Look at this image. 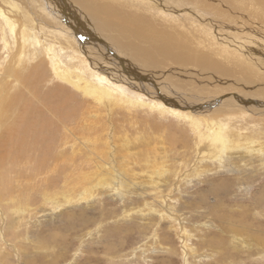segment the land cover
I'll list each match as a JSON object with an SVG mask.
<instances>
[{"label": "rangeland", "instance_id": "374dc122", "mask_svg": "<svg viewBox=\"0 0 264 264\" xmlns=\"http://www.w3.org/2000/svg\"><path fill=\"white\" fill-rule=\"evenodd\" d=\"M15 1L31 6L38 20L52 14L70 21L62 14L66 7L97 38L90 44H108L139 71L144 86L188 103L204 95L219 123L228 120L241 130L240 142L264 132V0H23L37 9L45 2L42 11ZM148 21L154 27L129 48L121 28ZM157 29L166 30L158 37L160 51ZM193 40L213 43L222 56L241 55L242 62L230 61L231 67L222 56L217 62V54L216 64L197 66L166 58L191 51ZM39 47L26 46L7 61L0 43V264H264V161L258 155L240 148L219 159V167L209 151L225 148L213 145L210 130L197 133L187 119L140 106L142 97L153 99L120 82L112 86L131 102L105 95L97 102L66 77L56 79ZM63 54L78 65L71 49ZM137 54L169 64L160 67ZM209 87L216 92L204 94ZM238 93L252 104L260 100L248 103L256 107L252 115L232 116ZM95 108L97 117L82 119ZM204 145L208 149L198 154ZM106 172L108 182L101 178Z\"/></svg>", "mask_w": 264, "mask_h": 264}, {"label": "bare ground", "instance_id": "6f19581e", "mask_svg": "<svg viewBox=\"0 0 264 264\" xmlns=\"http://www.w3.org/2000/svg\"><path fill=\"white\" fill-rule=\"evenodd\" d=\"M20 1H23V0H20ZM28 1H31V0H28ZM32 1L36 2L37 0H32ZM240 1L242 2V0H240ZM16 2L17 1L13 2V0H10V1H5V0L3 1L2 0L0 2V43H2V51L6 50L5 59L7 61H12V59L14 57H16L18 55L20 56V54H22V52L26 46L29 48H32L35 45L36 46L38 45V46H40L39 48H41V50H43L46 53L47 58L49 59V64L51 66L54 77H56V79H59L61 82L62 81L67 82L66 80H64V77H66L68 81H73L74 85L79 90H81L82 93L90 95L91 97H94L97 102L98 101L102 102L101 99H102L103 95L108 96L111 100L113 99L112 101H116L119 104H121V102H123V100L131 102L132 98L130 96H128L127 93L123 92L122 89L119 88L120 86H118V88H114L112 86L115 84V82H120L122 84H128L130 89L135 88V89H137L136 91L142 92V94H144V95L148 94L147 96L151 97L153 99L151 101V100L146 99L145 97H142L141 101H140L141 104H139L140 106L147 107L150 109L152 108V109L160 111L161 113L162 112H164V113L169 112V113L174 114L175 116H178L180 119H182V118L184 120L187 119L189 122V125L191 126V129L197 133H201L202 130H204V129L210 130L211 135H212L211 141H213L212 142L213 145H220L221 148L222 147L225 148V150L222 151V153L209 151V153H213V156L215 158L214 161L219 162V167H222V165H223V163L219 159H222V157L223 158L228 157L227 156L228 152H230V153L233 151L237 152L240 148H242L243 150L246 149L247 153L254 152L252 154L253 156L258 155L260 160L264 161L262 158L264 156V132L260 134L259 131H256V132H259V135L258 136L256 135L257 138L253 137L254 135L251 136L252 134H250V136H248V135L243 136L242 142H240L236 136L241 133L240 132L241 130L239 132H236V130H237L236 125L235 124L233 125V123L230 124V122L228 120L225 122L221 121L219 123V121L217 119L218 116H216V114H214L215 110L211 111L212 105L209 104L210 100L206 99V97L204 95L202 96L203 98H200V99L196 98L193 102L188 103L189 101H187V100L183 101L182 98H180L181 96H179V95L172 96L170 94H167V95L163 94L160 90H157V88L154 89V87H156V86L153 84H152L153 85L152 88L144 86L139 81L140 79L138 80V77L136 75L137 73H139V71H137L134 66L128 65L130 62L128 63V61H125V59L120 57L115 51L113 52L112 49L108 46V44H106L103 41L102 45H100L101 48L98 46L97 47L94 46V44H90L89 40H92V39L96 40L97 38L88 29L86 30V32H84L85 27L82 26L83 24L80 23L79 20L74 19L73 16L70 13H68L66 7H61V9L63 8L62 14L64 15L65 18L69 17L70 18L69 20L71 22L64 19L65 21H63L64 22L63 23V22H61V20H59L57 17H55V15H52V14H51V18H49V19L45 18L44 16L43 17L41 16L42 19L38 20L37 19L38 17L37 18L34 17L37 14H35L33 16V14L31 15V13L28 12V10L31 9L30 5H34V3L30 4L29 2L23 1L27 4L28 3L30 4V5H28V6H30L29 9L26 10L27 7H26V9H23ZM3 3L4 4L8 3V5H10V6L7 7V9L2 8L1 4H3ZM43 3L46 4L45 2H43ZM43 3L41 2V4H42V7H40L41 11L43 10ZM33 7L35 8V5ZM33 7H32V9H33ZM138 7H139V5H138ZM40 8L39 9L35 8V9H37V11H39ZM46 8L48 9V6ZM50 9L51 8H49V10ZM70 9H72V8H70ZM137 9L138 8H136V10ZM258 9H260V8H258ZM52 10H54V8ZM56 10H58V9H56ZM73 10H75V9L73 8ZM139 11H140V9H139ZM59 13H60V11H59ZM74 13L75 12L73 11V14ZM140 13L138 14L139 16H140ZM44 14H46V13H44ZM56 14H57V12H56ZM75 16H77V15H75ZM16 17H19L21 20V25L23 28L22 30L20 28L21 25H17V24H19V20ZM259 17H260V15H259ZM80 20H81V17H80ZM66 22H67V24H66ZM55 24H56V26H55ZM139 25L137 24L136 27L132 26L131 28H121V29L125 30V31H122V33H123V37L126 38V40L128 41L129 48L132 47L134 49V44H135L134 39L138 38V36L140 34L146 32L150 27H152V28L154 27L153 25H151V21L150 22L148 21V25H146V24L141 25V26H139ZM17 26H18V28H17ZM48 26H51L54 30H52ZM80 26L83 28V32L80 31V28H81ZM18 29L21 31H19ZM166 30H168L169 32H173L172 30H170V27H167ZM166 30L161 32L157 29V31L153 32V34H154V45H155L157 51H160V45H161L160 42H162V39H158V37L161 36V38H162V36L166 34ZM111 35H112V33H111ZM117 35L118 34H116V36ZM42 36H43V39L41 38ZM17 38H18V42H20V44L17 42ZM124 38H123V40H124ZM201 38H202V36H201ZM92 42H94V41H92ZM192 44H193V48L191 51L167 54L168 56L166 55L167 56L166 58L172 59L170 61L171 63H175V64L181 63V65L182 64L183 65L191 64V65H196V66L198 65V62H204L207 64H216L213 57L214 56L216 57L217 55L220 56V60L216 59L217 62L222 61V58H221V56H222L221 52L222 51H220V47L215 46L213 43H210V42L207 43L206 42V44H205V43H201V42L193 40ZM11 45L15 46V50L13 52L10 51ZM197 45H198V47L196 48ZM233 45H235V44H233ZM58 47L60 48L61 53H59L57 51ZM231 47H234V46H231ZM231 47H229V48L231 49ZM237 47H238L237 51L234 47L232 49L233 50L232 52H235V51L239 52L238 50H240L239 49L240 47L239 46H237ZM70 49H71V53H72V56H71L72 59H75L78 62V65H76L75 68H73V65H71L68 61L63 59V55H64L63 53L66 52V50L70 51ZM102 49H105L107 52H104V50H102ZM234 49H235V51H234ZM121 54H123V53H121ZM124 54H123V56H124ZM240 56H238V58H237L236 55H234V53L233 54L226 53L222 57L224 59H226V62L230 66H231L230 61H233V60L240 61V62L236 61L238 64L237 66H240L239 64L242 62L239 58ZM137 57L142 58V59H146L147 61L156 62V63H158V65L160 67L161 66L167 67L168 66L167 64H169L168 61H166L164 57L156 58V57H153L152 55L141 56L139 54H137ZM122 63H127V66L125 64H122ZM113 66H116L117 68H113ZM164 67H163V69H164ZM149 68H152V67H149ZM197 68L201 69L203 67L200 68V66H198ZM193 69H195V68H193ZM252 69L253 68L251 67L250 70L252 71ZM195 71H196V69H195ZM245 71H248V70H245ZM245 71H244V73H245ZM201 72H203V71H201ZM248 72L250 73V71H248ZM248 72L245 74H248ZM251 73H253V71ZM183 74H185V73H183ZM196 75H197V73H196ZM217 75H215V76H217ZM126 76L129 77V79H127ZM197 76H200V75H197ZM197 76L196 77L193 76V78H197ZM250 76H248V78ZM252 77L255 78L254 76H252ZM205 81H207V80H205ZM112 82H114V83H112ZM193 82H191V84ZM202 83H203V81H202ZM209 84H211V82ZM194 85H192V86H194ZM197 86H198V84H197ZM209 86L211 87V85H209ZM203 87H199V88L203 89ZM231 88H232V86H231ZM200 89H196V90H198V92L200 93V91H199ZM247 89H249V88H247ZM206 92H210L211 94H213L216 92V90L214 88L213 89L210 88V90L209 89L208 90L206 89V91L204 90L203 93L206 94ZM235 92H238V91H235ZM191 94H193V93H191ZM262 94H264V92ZM233 95L234 94H232L230 96H233ZM244 95H241L240 93H238L237 95L234 96L233 99H231L232 101L234 99H236V102H237L236 106H238V107H236V106L230 107L231 109H233L232 110V112H233L232 116H234L236 118L243 117V116H250V115H252L251 114L252 112H255V111H251V110H255L256 107L251 108L252 106H249L248 103H250V105H255V106H256V104L259 105L260 100L258 99L259 98L258 96H257L258 98L255 100L256 101L259 100V101L258 102L255 101L256 104L255 103L252 104L251 102H249L248 99H244ZM253 98H254V96H253ZM253 98H250V99H253ZM198 100H200V101H198ZM213 100H215V99L213 98ZM125 105H128V103H125ZM163 106H165L167 108H165ZM128 108H130V107H128ZM95 111H96L95 115H92V114H90V111L87 110L86 115L82 116V119L87 121L88 118L93 119V118L97 117L98 111L96 108H95ZM260 113H263V111H261ZM202 122H207V124L201 125ZM239 124L240 123H238V125ZM242 125H244V126H242ZM242 125H240V126H242V127L248 126L247 124H242ZM245 125H247V126H245ZM252 129L256 130L253 127H252ZM246 131H249V130H246ZM252 132L254 134V131H252ZM126 140H127V138L125 137V145L127 144ZM252 144H255V146H258L257 149H255L252 146ZM208 147H209V145H204L203 147L199 148L198 154L201 152H204V150H207ZM153 149L154 148H151V151ZM201 159H202L201 161L204 162L206 158H201ZM124 166L126 167V165H124ZM108 174H109V172H106L103 176H101L102 180L108 182V179H109ZM149 210H152V209L149 208Z\"/></svg>", "mask_w": 264, "mask_h": 264}]
</instances>
